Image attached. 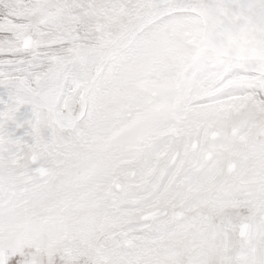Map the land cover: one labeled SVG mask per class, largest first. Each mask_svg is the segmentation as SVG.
I'll return each mask as SVG.
<instances>
[{
    "label": "snow or ice",
    "instance_id": "snow-or-ice-1",
    "mask_svg": "<svg viewBox=\"0 0 264 264\" xmlns=\"http://www.w3.org/2000/svg\"><path fill=\"white\" fill-rule=\"evenodd\" d=\"M231 0H0V264H264V23Z\"/></svg>",
    "mask_w": 264,
    "mask_h": 264
},
{
    "label": "rangeland",
    "instance_id": "rangeland-1",
    "mask_svg": "<svg viewBox=\"0 0 264 264\" xmlns=\"http://www.w3.org/2000/svg\"><path fill=\"white\" fill-rule=\"evenodd\" d=\"M218 2H222V1L218 0ZM247 3L250 4L248 5ZM233 9L234 11H236L234 12V14H238L241 11L247 13L244 21L242 22L243 24L241 23L239 25V28L242 31L250 33L253 31L254 23L256 22L264 23V0H231V8L229 9V11H233ZM248 20L250 22H248ZM261 35H264V33H261Z\"/></svg>",
    "mask_w": 264,
    "mask_h": 264
},
{
    "label": "bare ground",
    "instance_id": "bare-ground-1",
    "mask_svg": "<svg viewBox=\"0 0 264 264\" xmlns=\"http://www.w3.org/2000/svg\"><path fill=\"white\" fill-rule=\"evenodd\" d=\"M222 1V0H221ZM236 4V3H235ZM238 4V3H237ZM248 4V3H247ZM250 4V3H249ZM248 4V5H249ZM253 6V5H252ZM245 8V7H244ZM249 9H251V8H249ZM234 10V9H233ZM247 10H248V8H247ZM234 12H236V11H234ZM257 12V11H256ZM250 19V18H249ZM253 21V20H252ZM261 21V20H260ZM248 22H250L249 20H248ZM243 24V23H242ZM245 29V28H244Z\"/></svg>",
    "mask_w": 264,
    "mask_h": 264
}]
</instances>
